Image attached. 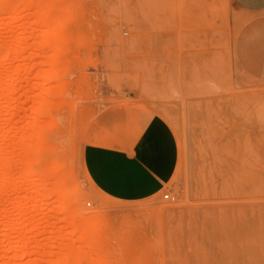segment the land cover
<instances>
[{
    "label": "rangeland",
    "instance_id": "1",
    "mask_svg": "<svg viewBox=\"0 0 264 264\" xmlns=\"http://www.w3.org/2000/svg\"><path fill=\"white\" fill-rule=\"evenodd\" d=\"M10 2L0 12L11 60L0 53V264H62L70 248L90 263L264 264V11L231 0ZM153 124L162 131L148 162L164 189L138 201L101 193L84 146L141 139ZM38 131L46 154L26 148ZM63 199L68 216L100 224L97 239L48 206Z\"/></svg>",
    "mask_w": 264,
    "mask_h": 264
},
{
    "label": "crops",
    "instance_id": "2",
    "mask_svg": "<svg viewBox=\"0 0 264 264\" xmlns=\"http://www.w3.org/2000/svg\"><path fill=\"white\" fill-rule=\"evenodd\" d=\"M231 1L246 11H264V0ZM161 131L153 124L137 140L94 138L83 149L85 174L101 193L116 200L138 201L157 195L164 189L165 179L148 159L152 155L151 141Z\"/></svg>",
    "mask_w": 264,
    "mask_h": 264
},
{
    "label": "bare ground",
    "instance_id": "3",
    "mask_svg": "<svg viewBox=\"0 0 264 264\" xmlns=\"http://www.w3.org/2000/svg\"><path fill=\"white\" fill-rule=\"evenodd\" d=\"M35 2H37V3H41L42 2V0H35ZM11 2H10V0H1L0 1V12L1 11H3V10H5V9H7L8 7V5H11L10 4ZM43 16V19H45V20H47V16H44V15H42ZM250 16V15H249ZM248 16V17H249ZM253 17V16H252ZM250 19V18H249ZM248 22V21H247ZM19 45L18 46H16V48L17 49H15V54L14 55H16L17 57H19V55H17V54H21L22 53V51H24L25 50V42H24V40L22 39V41H20L19 43H18ZM0 53L4 56L3 57V59H4V61L6 62V61H8V59L10 60V57H9V46L7 47V48H1L0 49ZM16 56L14 57V58H16ZM11 61V60H10ZM4 62V63H5ZM19 67V66H18ZM17 67V68H18ZM19 69H20V67H19ZM18 70V69H17ZM20 71V70H19ZM19 71L17 72V73H15V71H14V73H13V75H12V77L10 76V78H9V81H13V82H15V81H17L18 80V78H19ZM41 72V74H44V73H42V72H44V71H40ZM18 75V76H17ZM10 79H12V80H10ZM13 82H9V83H13ZM13 84H15V83H13ZM13 84L12 85H10L9 86V102L10 101H12L13 100V97H12V89H13ZM5 97L6 98H8L7 97V95H5ZM39 100V99H38ZM41 103V104H40ZM43 104V102H39V106H41ZM44 106V105H43ZM43 106H41V108H42V111H43V109H44V107ZM34 108V107H33ZM32 108V110H34ZM36 108H38V107H36ZM41 108H38L37 109V111H38V115L36 116V121H34V125H38L37 127L39 128V126H40V118H41V115L42 114H40V109ZM43 113V112H42ZM31 123V122H30ZM29 123V126L30 125H32V124H30ZM30 128H31V126H30ZM110 132V131H109ZM32 135H33V137L34 138H32V139H30L31 137H32ZM34 135H36V136H34ZM31 137L29 138L30 139V142H28V144L26 145L27 147V150L29 151V153L31 154V151L34 149L33 147V145L35 144V145H39V146H42L43 147V150L45 151V154H46V147H45V143H46V139H47V136H46V134L44 133V132H42V131H38L37 133H34V134H31ZM34 139V140H33ZM31 140H33V141H31ZM26 141H29L28 139H26ZM34 144H33V143ZM31 143V144H30ZM33 148V149H32ZM38 148V147H37ZM37 151V150H36ZM39 151V150H38ZM33 152H34V150H33ZM40 155H41V153H40ZM29 157V156H28ZM27 157V160L28 161H32V156L30 157V159ZM34 157H36L37 158V156H34ZM34 160H35V158H34ZM8 161L7 160H3L0 164H2V166L0 165V169H2V170H0V188L2 189V188H4L5 186H7L8 184H9V167H8V163H7ZM52 163H53V168H54V170H57L58 169V166L60 165L59 164V162L57 161V160H53L52 161ZM64 188V187H63ZM62 188V189H63ZM50 190H51V188H50ZM40 191H41V197H40V199H39V201L40 202H43L45 199H44V197L46 196V194L48 193L49 194V188H47V186H45V185H43V184H41V187H40ZM52 191V190H51ZM46 198V197H45ZM71 204H73V200L72 199H63L60 203H58L57 204V202H55V201H51V202H49L48 203V206H58L62 211H66V213H67V215L65 216V218H63V220L69 225H72V230H71V232L72 233H82L83 234V231L86 229V233H85V236H84V234H83V236H84V238H87V239H91V240H94L95 238H96V235H97V231L99 230V226H100V224L99 223H95V222H84V221H81V214H85L86 212H83V213H80L79 215H77V216H74L73 215V218H72V216H68V215H72V213H70L72 210H71ZM69 213V214H68ZM68 217H70V218H68ZM23 223V221H22V219L19 217L18 219H16L12 224H11V226L12 227H15V226H18V225H21ZM81 239H83L82 237H81ZM97 239V238H96ZM95 247H97V246H95ZM95 247H93V249L94 250H96V248ZM98 249V248H97ZM86 260V262H88V263H90V261H87V255H84V256H79V254L77 253V251L75 250V249H69L68 250V256L66 257V258H64V259H62L61 260V263L62 264H81V262L82 261H85ZM90 264H106L105 262H103V261H101V260H95V261H92Z\"/></svg>",
    "mask_w": 264,
    "mask_h": 264
},
{
    "label": "built area",
    "instance_id": "4",
    "mask_svg": "<svg viewBox=\"0 0 264 264\" xmlns=\"http://www.w3.org/2000/svg\"><path fill=\"white\" fill-rule=\"evenodd\" d=\"M164 198H166V199H170V198L173 199V197H171L169 193L164 194Z\"/></svg>",
    "mask_w": 264,
    "mask_h": 264
}]
</instances>
